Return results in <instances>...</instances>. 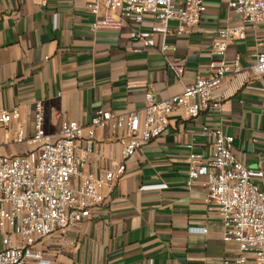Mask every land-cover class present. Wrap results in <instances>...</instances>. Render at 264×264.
Instances as JSON below:
<instances>
[{"label": "crops", "instance_id": "obj_1", "mask_svg": "<svg viewBox=\"0 0 264 264\" xmlns=\"http://www.w3.org/2000/svg\"><path fill=\"white\" fill-rule=\"evenodd\" d=\"M228 2L206 0L196 27L179 37L172 32L168 43L176 51L171 57L184 68L179 80L156 49L133 51L138 44L127 25L92 31L94 16L85 0H0V110L17 108L21 114L18 122L0 128L3 153L30 150L17 143L16 133L21 124L25 136H33L38 102L44 130L56 134L62 122L87 126L101 110L112 117L141 113L146 92L164 99L208 77L216 32L241 26ZM145 22L143 31L153 21ZM175 27L171 24V31ZM262 36L264 26H258L228 46L226 62L238 56L241 72L229 74L214 93L221 100L219 111L194 119L174 111L165 134L127 162L122 178L105 190V201L89 218L39 240L33 249L50 264H232L238 251L223 243L217 208L202 187L205 179L187 185L186 146L210 156L212 142L201 128L221 127L233 137L232 150L241 163L264 169V90L248 70L264 50L258 41ZM78 148L82 172L96 178L121 161L118 137L108 128L96 130L92 154L83 156L81 143Z\"/></svg>", "mask_w": 264, "mask_h": 264}, {"label": "built area", "instance_id": "obj_2", "mask_svg": "<svg viewBox=\"0 0 264 264\" xmlns=\"http://www.w3.org/2000/svg\"><path fill=\"white\" fill-rule=\"evenodd\" d=\"M205 1L85 0V8L94 16L92 31L122 30L127 25L130 39L138 44L133 51L156 49L180 80L184 68L173 61L171 55L176 47L168 43L169 38L172 32L179 37L199 24ZM228 7L240 19L241 26L216 32L209 76L197 78L180 94L160 99L148 91L141 113L112 117L110 112L101 110L87 126L62 122L56 134L44 130L43 109L38 102L33 136L27 138L22 125L17 127V143L27 144L30 150L8 156L3 153L0 140V264H27L30 259L37 264H50L33 249L35 244L52 234H64L89 218L105 201V190L122 178L127 162L149 142L165 134L174 111L183 110L189 119L202 112L219 111L221 100L214 93L229 74L241 72L238 56L227 64L228 46L264 26V0H229ZM147 19L153 22L143 31L141 27ZM171 24L176 25L174 31ZM258 41L264 46V36ZM248 70L261 81L264 90V50L256 53ZM20 117L17 108L0 110V128L18 122ZM99 128H108L118 137L121 161L114 170L96 178L82 172L84 160L78 156V144H82L83 156L92 154ZM201 134L211 140L212 153H194L193 145L187 144V185L193 186L201 177L205 179L202 187L217 208L223 243L234 245L238 251L232 264H264V169H250L241 163L232 150L233 137L223 128L205 125Z\"/></svg>", "mask_w": 264, "mask_h": 264}]
</instances>
